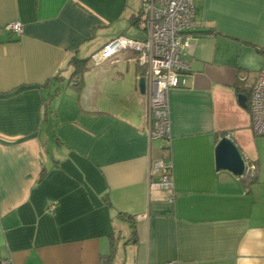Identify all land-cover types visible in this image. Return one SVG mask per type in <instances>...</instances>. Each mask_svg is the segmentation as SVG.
Masks as SVG:
<instances>
[{
	"label": "crops",
	"instance_id": "obj_1",
	"mask_svg": "<svg viewBox=\"0 0 264 264\" xmlns=\"http://www.w3.org/2000/svg\"><path fill=\"white\" fill-rule=\"evenodd\" d=\"M141 8L0 0V260L264 264V137L249 105L264 65V0H196L187 83L169 94V142L147 134L136 52L89 62L82 76L71 63L121 35L146 39L134 22ZM11 22L21 36L5 29ZM226 136L244 176L217 167ZM159 160L173 165L172 201L150 187Z\"/></svg>",
	"mask_w": 264,
	"mask_h": 264
},
{
	"label": "built area",
	"instance_id": "obj_2",
	"mask_svg": "<svg viewBox=\"0 0 264 264\" xmlns=\"http://www.w3.org/2000/svg\"><path fill=\"white\" fill-rule=\"evenodd\" d=\"M196 15V0H142L140 21L147 31L144 40H134L123 35L108 42L91 55L93 66L99 67L125 51L137 53L136 60L144 69L147 105V134L150 139L171 140V110L169 94L172 89L186 85L184 76L190 70L186 50L192 39L193 21ZM6 30L21 36L24 27L20 22L7 24ZM251 125L257 136L264 137V65L259 70L250 94ZM173 165L164 160L152 166L151 188L170 193L173 200ZM55 206H50L53 211ZM9 264V260H0Z\"/></svg>",
	"mask_w": 264,
	"mask_h": 264
},
{
	"label": "water",
	"instance_id": "obj_3",
	"mask_svg": "<svg viewBox=\"0 0 264 264\" xmlns=\"http://www.w3.org/2000/svg\"><path fill=\"white\" fill-rule=\"evenodd\" d=\"M139 89L141 94H145L146 91V79L145 77L139 80ZM247 96L240 95L239 100L242 104H245ZM218 169H227L232 171L235 175L244 176L247 172V166L243 154L235 142L228 136L222 138L218 145Z\"/></svg>",
	"mask_w": 264,
	"mask_h": 264
},
{
	"label": "trees",
	"instance_id": "obj_4",
	"mask_svg": "<svg viewBox=\"0 0 264 264\" xmlns=\"http://www.w3.org/2000/svg\"><path fill=\"white\" fill-rule=\"evenodd\" d=\"M139 20H140V17H139V19H135L134 22L136 23ZM89 61H90V58L86 59V60L74 59L71 62L75 66L74 74L76 76H82L85 72H87V70H88L87 65H88ZM129 220H131V219H129ZM133 236H136V227L134 225H133ZM114 256H115V250H114V245H112V249H111V252L109 255V259L107 261L110 263L111 260L114 258Z\"/></svg>",
	"mask_w": 264,
	"mask_h": 264
},
{
	"label": "rangeland",
	"instance_id": "obj_5",
	"mask_svg": "<svg viewBox=\"0 0 264 264\" xmlns=\"http://www.w3.org/2000/svg\"><path fill=\"white\" fill-rule=\"evenodd\" d=\"M22 25H23V24H22ZM139 27L142 29L144 26H143V24L141 23V25H140ZM139 34L141 35V33H139ZM89 62H90L91 66H92L93 68H96L95 66L92 65L91 61H89ZM89 69H90V68L88 67V71H89ZM251 90H252V87H251ZM251 90H249V91L251 92Z\"/></svg>",
	"mask_w": 264,
	"mask_h": 264
}]
</instances>
